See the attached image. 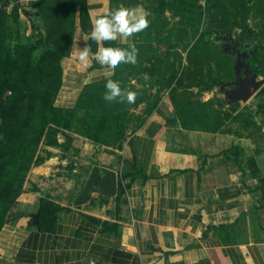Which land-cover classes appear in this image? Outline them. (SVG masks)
Returning a JSON list of instances; mask_svg holds the SVG:
<instances>
[{
  "label": "crops",
  "instance_id": "0c3cea01",
  "mask_svg": "<svg viewBox=\"0 0 264 264\" xmlns=\"http://www.w3.org/2000/svg\"><path fill=\"white\" fill-rule=\"evenodd\" d=\"M85 1L91 29L78 20L62 61L63 107L75 104L90 76L108 71L94 53L110 41L98 44L90 32L116 0ZM86 45L87 63L79 59ZM173 111L164 95L118 147L60 131L59 145H46L51 153L28 172L18 216L0 230V264H264V129H188ZM94 165L117 172L118 191L76 204ZM42 197L66 207L44 225L36 216Z\"/></svg>",
  "mask_w": 264,
  "mask_h": 264
},
{
  "label": "rangeland",
  "instance_id": "374dc122",
  "mask_svg": "<svg viewBox=\"0 0 264 264\" xmlns=\"http://www.w3.org/2000/svg\"><path fill=\"white\" fill-rule=\"evenodd\" d=\"M2 1L5 3L0 8L4 9L5 20H8L15 33L19 32L24 44L35 47L30 58L34 67L32 75L40 77L36 70L38 63L46 64V79L55 84L61 76L57 55L69 40L73 11L66 8L63 0H54L52 4L46 0H35L34 9L27 8L19 0H15L12 6L9 0ZM121 4L133 8L139 6L149 12L148 27L134 34L135 45L139 50L136 70L128 75L133 64L122 62L120 66L122 76L131 78V84L137 90H143L145 96L142 100L136 97L137 104L129 103L128 128L123 140L105 145L120 146L130 132L142 126L164 95L172 99L175 109L179 107L177 112L175 110V118H185L197 125L214 126L220 131L234 133L264 129V112L260 110L264 106V0H116V7ZM244 9L247 24L256 34L250 43L240 45L237 38L242 35V30L237 24ZM216 19L221 30L230 28L229 35L220 36L213 30ZM200 38L210 48L203 55L196 49L192 50ZM234 48L243 53V59L249 63L252 72L256 73V81L260 83L259 89L247 99L229 97L236 87L233 81L238 79L237 53ZM221 50L228 53L221 55ZM200 58L204 59L203 64ZM170 64L176 65L178 77L191 70L196 72L195 77H202L203 81L207 82L210 76H214L218 83L207 89L205 83L191 86L189 79L185 78L183 85L173 92L158 81V75L151 74L154 69L156 73H160L161 69L167 72L166 78L170 77L173 73L168 67ZM151 67L154 69L150 70ZM177 85V82L173 83V86ZM55 129L49 128L40 142L36 154L39 159L51 153L46 145L58 139L60 129ZM61 132L70 138L66 130L61 129ZM27 176L28 173L23 178L22 190ZM30 188L38 189L36 184ZM16 200L10 205L6 221L18 216Z\"/></svg>",
  "mask_w": 264,
  "mask_h": 264
},
{
  "label": "trees",
  "instance_id": "16d2710c",
  "mask_svg": "<svg viewBox=\"0 0 264 264\" xmlns=\"http://www.w3.org/2000/svg\"><path fill=\"white\" fill-rule=\"evenodd\" d=\"M46 2L52 4L54 0H46ZM63 3L67 5V9L73 11L74 17L69 40L62 52L57 55L61 76L55 84L46 79V64L38 63L37 69L35 68L40 77L32 75L34 67L30 58L35 47L32 44H24L19 32L15 33L8 20H5L6 14L2 12L4 9L0 8V230L6 222L10 205L23 191L21 189L23 178L32 165L42 163L46 159V157L39 159L36 154L49 128L54 127L57 128L55 130L60 129V131L61 129L72 130L103 144L123 140L128 128L129 103L127 100L121 102L119 98L112 102L103 98L106 91L105 78L85 84L73 106L63 107L56 104V98L63 82L62 61L71 51L78 20L86 31L89 32L91 29L85 0H63ZM51 6L53 8V5ZM215 21L214 31L220 36L230 34V28L221 30L218 26L219 21L217 19ZM237 25L242 30V35L237 39L240 45H247L256 33L247 24L245 9L242 10ZM133 42L135 43L134 34ZM106 44L127 46L114 41ZM195 49L202 55L207 50L210 51L208 43L202 38L194 43L192 50L196 51ZM219 53L223 55L228 52L221 50ZM194 56L196 57V54ZM203 60L200 58L202 64ZM174 64L168 66L173 73L167 78L166 71L159 69L160 73H156L154 68L150 69H154L151 74L158 75V81L164 87H170L173 92L183 85L185 78L189 79V85L199 86L203 82L207 89L218 83L214 76H210L207 82L203 81L202 77H195L196 72H191V70L178 77ZM120 66L121 63L115 68L112 78L119 79L122 87L136 91L138 93L136 97L142 100L145 96L144 91L137 90L135 85L131 84V78L122 76ZM134 70H136L135 64L132 65V71H129L128 75L133 74ZM174 82L178 85L173 86ZM178 108L176 107V112ZM260 110L264 112V106H261ZM181 123L188 129L220 131L217 127L197 125L196 122L185 118L181 120ZM53 144L59 145L58 139L53 140ZM65 208L47 197H42L41 208L36 214L39 217V224L44 225L45 222L53 221L56 213Z\"/></svg>",
  "mask_w": 264,
  "mask_h": 264
},
{
  "label": "clouds",
  "instance_id": "9594fccd",
  "mask_svg": "<svg viewBox=\"0 0 264 264\" xmlns=\"http://www.w3.org/2000/svg\"><path fill=\"white\" fill-rule=\"evenodd\" d=\"M148 17L149 12L143 8L127 7L121 4L94 19L90 32V36L94 41L99 44L102 41L118 40L120 44L127 45L126 47L100 46L94 53L98 63L108 69V71L103 73L106 88L103 98L106 101L112 102L119 98L121 102L124 100H127L130 104L135 102L138 93L122 87L121 81L112 77L115 74V68L120 63H136L139 50L131 37H133V34L139 33L148 27L150 23ZM89 51V45L80 49L79 59L82 62L87 63ZM88 82H92V76L89 77Z\"/></svg>",
  "mask_w": 264,
  "mask_h": 264
},
{
  "label": "water",
  "instance_id": "95a60500",
  "mask_svg": "<svg viewBox=\"0 0 264 264\" xmlns=\"http://www.w3.org/2000/svg\"><path fill=\"white\" fill-rule=\"evenodd\" d=\"M233 50L237 53L236 72L238 73V79L233 81L236 87L229 97L231 99H247L259 89L260 83L256 81V73L252 72L249 63L243 59V53L238 48H234ZM241 69H243V73H241ZM172 116H176L175 111H173ZM101 169L106 173L104 176L100 175ZM117 191V172L107 167L101 168L98 165H94L82 192L76 197L75 203L83 204L89 201L95 192L114 196Z\"/></svg>",
  "mask_w": 264,
  "mask_h": 264
}]
</instances>
